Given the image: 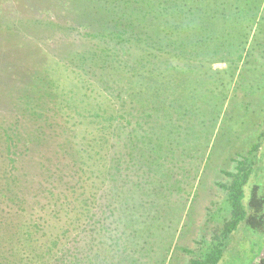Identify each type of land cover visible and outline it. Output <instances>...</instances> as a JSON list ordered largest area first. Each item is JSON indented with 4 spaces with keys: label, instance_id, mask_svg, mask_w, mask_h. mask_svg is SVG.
Listing matches in <instances>:
<instances>
[{
    "label": "rangeland",
    "instance_id": "rangeland-1",
    "mask_svg": "<svg viewBox=\"0 0 264 264\" xmlns=\"http://www.w3.org/2000/svg\"><path fill=\"white\" fill-rule=\"evenodd\" d=\"M150 1L0 0V254L15 263L38 251L2 250L4 222L29 216L42 225L32 229L42 249L58 238L62 252L71 250L62 258L56 249L54 264H190L230 218L218 186L231 182L224 172L258 143L250 158L261 172L244 186V207L252 184L264 191V0H175L178 12L148 13ZM123 7L146 24L134 22L119 44ZM209 32L214 38L195 46ZM179 39L184 55H166ZM166 62L192 77L180 120L175 108L166 119ZM6 125L20 128L11 166ZM113 155L114 183L106 174ZM9 169L27 209L19 216L3 198ZM81 175L84 186L74 191L87 200L73 207L86 216L74 230L59 199L73 197L63 190ZM111 189L112 208L103 211L100 195ZM223 250L218 264H258L264 234L240 225Z\"/></svg>",
    "mask_w": 264,
    "mask_h": 264
},
{
    "label": "trees",
    "instance_id": "trees-1",
    "mask_svg": "<svg viewBox=\"0 0 264 264\" xmlns=\"http://www.w3.org/2000/svg\"><path fill=\"white\" fill-rule=\"evenodd\" d=\"M150 2L149 3L151 6L149 5V3H147L148 13L154 12L157 9H160L163 12H167L168 10L178 12L180 10L179 9L180 5L175 0L174 1L173 0H151ZM122 10H123V13H122L121 20L123 24L120 25V32L118 35V39L115 40L119 44H121L123 40L124 41L126 40L125 36L123 35L127 33L128 27L132 26L134 22L136 24H146L145 17L140 19V18H135L130 13L129 15H127V7H123ZM212 17L213 15L212 16L210 14L208 15L209 20H211ZM139 27H142V26H137V28ZM133 35L134 33L128 34L130 38H135L136 41L140 40L139 37L137 38L135 37V35L133 37ZM207 35H208V37L206 36L207 39L204 40V37H202V35L199 34L200 39H197L198 42H195V46L200 45V43L202 42H208V40H210L212 37L214 38V35L211 32H209V34ZM145 40H147V38ZM140 42L143 43L145 41L140 40ZM189 43L190 45L194 44V42H192L191 37H190ZM179 44L180 45L178 46L172 47L171 51L170 49L167 50V45H166V55H171V53H174L175 51H177L175 57L184 55L183 49L179 48V46L182 47V40L180 41V39H179ZM151 45L153 46V44ZM120 49L121 51L126 50L125 47H120ZM157 50H158V53L161 54L164 52L165 48L159 47V49ZM193 55L194 53L191 50L187 56L192 57ZM240 60H241V57H240ZM172 66H170L166 62V95H167L166 96V119H171L172 117L171 114L168 112V109L175 108V114L177 116V120H180L185 117L186 115V113L184 112L186 110L185 107L189 105V98L186 95V93L188 89L190 88L191 81H192L190 78L192 77H190L191 75L187 76L184 71H180V69L177 66H173V67ZM182 109L184 110H183V113L181 114ZM104 121L106 123L109 120L105 119ZM8 123H10V121H8ZM17 125H16L15 130L8 128L6 125V130L3 129L2 131L3 138L4 137L6 138V148H7L6 153H8L6 156H7V159H9L10 166L14 165L16 162L19 163V160L16 161V159L9 157L10 152H11L10 143L13 142V138H17L19 135L18 131L20 128H18ZM99 130H101L100 127H99ZM14 132H15V135H14ZM20 134H21V130H20ZM103 137L104 136L102 135V138ZM262 138H264V131L258 136V139L261 140ZM258 149H259V143L254 144L251 147V149L248 151L247 156H239V160H235L236 168L234 172H224V174L228 178L231 179V182L229 184H219L218 186L227 193V202H228V207L230 210V218L227 221H225L221 233L218 236H215V240H217L218 242L212 244V246L206 252L203 259L191 260L190 264H218L222 260V257H223V253H224L223 246H224L225 241L227 240L228 236L232 234L234 231H236L240 225H243L255 232L264 234V191L261 190V186L257 184H252L249 200L247 203V209L242 204V200L244 197V186L249 183L250 177L253 172H255L256 174L261 172V170H259L260 168H258V166L256 165V161L250 158L251 156L254 155V153L258 151ZM116 161L117 159L113 155L110 158V163L113 165V162L115 164ZM5 162L6 161H4V163ZM6 163L7 165L4 164V166L9 168V163L8 162ZM84 163H85V160L79 161L80 168L83 169ZM115 167H116V164L113 165V167H107V171H106V174H108L107 181H110L112 183H114L113 173H114ZM9 171L10 172H8V174L4 175V178L6 179L4 190H6V192L3 193L4 194L3 198H4V202L13 203L15 205V207L17 208V212L15 213V216H19L21 212L27 213L26 212L27 209L24 207L25 201L20 196L19 194L20 192L12 190L11 185H17V182L12 176V169L11 170L9 169ZM83 176L84 175H81L80 177H78L76 184H74L71 187L65 188L63 191H71V190L74 191V189L76 188H78V190L82 189L84 186V182H85V180L83 181ZM62 181H64V178L62 176L58 177L57 185L54 186L53 189L57 191L61 187L63 183ZM103 184H105L104 181H103ZM110 191L111 192L109 194L105 192L103 193V195L102 194L100 195L101 196L100 201L104 200L105 202H107V204L103 203L105 204L103 207V211H106L112 208L111 201L113 197V192H112L113 190L111 189ZM76 194H77L76 191H74L73 193H71L73 197H70V196L68 197L66 195V198L59 199V202H62V207L64 209L67 208L66 210L61 209V211H64L62 214L65 215L67 219L70 218L71 212L74 214L72 220L70 221L71 227H73L74 230L78 229L76 226H74L75 224H79V227H80L82 218L86 216L85 214L86 209L84 210V209L79 208V206H76V207H73V206L75 204H78V203H81L87 200V196H84L83 191H81L77 195ZM92 194L96 196L95 192L90 193L89 196ZM50 216H52V214ZM12 220L13 219L10 218L9 221L4 222V246H1V249L4 250V248H9V247L11 248L13 246L14 249H16V251L18 252V254L26 253L28 248H34L35 252L38 251L37 253H34L32 257L28 256V254H23L20 258H18L19 264H34L33 261L39 264H54L55 262H58L61 260L60 258L55 259L52 257V254L54 253L56 249L57 251L61 252L62 258H66V253L67 252L69 253V251H71L70 249L65 248L66 250L63 249L64 252H62L61 241L58 240V238L50 242L51 243L50 247H46L42 249L41 245L44 242L36 239L35 238L36 232L32 231V229L37 231L38 229L41 228L42 225L38 223L40 222L39 219L36 220L28 216L26 220L24 219L23 221L17 224L11 223ZM92 220H93V217L91 218L90 221ZM67 233H68L67 230L62 232L63 236H65ZM76 239H77L76 243L78 241L83 240V238L81 237V230L76 235ZM33 244H37V246L35 247ZM14 249L10 250V252L14 253L13 252ZM74 250L76 251L79 250L78 245ZM10 255H13V254H10ZM15 259H16L15 257L8 258L5 256V254L4 255L0 254V264H11V262L12 264H18V263H15L16 261H12ZM25 261H27L28 263H26ZM259 264H264V260H261Z\"/></svg>",
    "mask_w": 264,
    "mask_h": 264
},
{
    "label": "crops",
    "instance_id": "crops-1",
    "mask_svg": "<svg viewBox=\"0 0 264 264\" xmlns=\"http://www.w3.org/2000/svg\"><path fill=\"white\" fill-rule=\"evenodd\" d=\"M262 256L263 258L259 260V262H261V260H264V251L262 252ZM259 264V263H258Z\"/></svg>",
    "mask_w": 264,
    "mask_h": 264
}]
</instances>
